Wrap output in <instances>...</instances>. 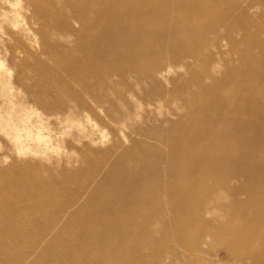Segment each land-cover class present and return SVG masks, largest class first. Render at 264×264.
<instances>
[{
	"label": "rangeland",
	"instance_id": "obj_1",
	"mask_svg": "<svg viewBox=\"0 0 264 264\" xmlns=\"http://www.w3.org/2000/svg\"><path fill=\"white\" fill-rule=\"evenodd\" d=\"M89 1L0 0V264H264L254 182L200 158L264 93V0Z\"/></svg>",
	"mask_w": 264,
	"mask_h": 264
},
{
	"label": "bare ground",
	"instance_id": "obj_2",
	"mask_svg": "<svg viewBox=\"0 0 264 264\" xmlns=\"http://www.w3.org/2000/svg\"><path fill=\"white\" fill-rule=\"evenodd\" d=\"M34 1V0H33ZM52 1H54V0H52ZM80 1V0H79ZM91 1V0H90ZM89 1V2H90ZM92 1H95V0H92ZM104 2H105V0H103ZM123 1V0H122ZM59 2V1H58ZM72 2H73V0H72ZM78 2V1H77ZM87 2V4H88V1H86ZM96 3H94L95 5H96V10H97V2L98 1H95ZM121 2V1H120ZM60 3V2H59ZM71 3V2H70ZM78 3H80V2H78ZM93 3L91 2V4L90 5H92V7L94 8V6H93ZM124 2H122V4H123ZM55 4V3H54ZM61 4V3H60ZM73 4V3H72ZM101 4H103V3H101ZM105 4V3H104ZM62 5V4H61ZM76 5V4H75ZM86 5V4H85ZM90 5H88L90 8H91V6ZM120 5V4H119ZM81 6V5H80ZM99 6H100V4H99ZM1 7V6H0ZM63 7V6H62ZM74 7V6H73ZM77 7V5L75 6V8ZM82 7V6H81ZM60 8V7H59ZM83 8H84V5H83ZM87 8L88 7H86V11H87ZM93 8H91L92 9V12L95 10V9H93ZM1 9V8H0ZM7 10V9H6ZM79 10V9H78ZM85 10V9H84ZM142 10V9H141ZM5 11V10H4ZM76 11V10H75ZM89 11V10H88ZM87 11V13H88V15L87 16H89L90 17V15L89 14H91L90 12H88ZM91 11V10H90ZM59 12H61L60 10H59ZM66 12H67V10H66ZM83 12V11H82ZM96 12V11H95ZM62 13V12H61ZM65 13V12H64ZM63 13V14H64ZM93 14V13H92ZM66 15V14H65ZM71 15V14H70ZM74 15V14H73ZM83 15V14H82ZM112 15V14H111ZM121 15V14H120ZM75 16V15H74ZM79 16V15H78ZM60 17V16H59ZM88 17V18H89ZM121 17H123V16H121ZM120 17V18H121ZM80 19H81V17H79ZM84 18L86 19V17L84 16ZM110 19H111V16L109 17ZM109 18H107L106 20H109ZM117 18V17H116ZM135 18V17H134ZM133 18V19H134ZM83 19V18H82ZM122 19V18H121ZM123 19H125L126 20V18L124 17ZM131 19V20H130ZM129 19V24L130 25H132L133 24V22L132 23H130V21H132V18H130ZM84 20V19H83ZM87 20V19H86ZM113 20V19H112ZM124 20V21H125ZM159 20V19H158ZM80 21V20H79ZM85 21V20H84ZM89 20H87V22H88ZM95 22H98L97 20H94ZM115 21V20H114ZM123 20H121V22H122ZM150 21V20H149ZM87 22H84V23H87ZM111 22H113V21H111ZM117 22V21H116ZM120 22V23H121ZM126 22L128 23V21L126 20ZM53 23V22H52ZM89 23H92V22H89ZM89 23H87V24H89ZM99 23V22H98ZM93 24V23H92ZM124 25H126L127 26V24H124ZM87 27H88V25H86ZM93 26V25H92ZM97 26V25H96ZM104 26H106V25H104ZM101 26H99L98 28H100ZM107 27H109V24H108V26H106V28H105V30L107 29ZM122 27H124V26H122ZM84 28H85V25H84ZM90 28V27H89ZM98 28H96V29H98ZM111 28V27H110ZM126 27H124V30H127V28L125 29ZM51 29V28H50ZM53 29V28H52ZM51 29V30H52ZM86 29V28H85ZM96 29H94L93 31L95 32V33H97V31H96ZM102 29V28H101ZM104 29V28H103ZM109 29V28H108ZM90 30V29H89ZM123 29H121V31L120 32H122V31H124ZM50 31V30H49ZM49 31H48V29H47V32L49 33ZM91 31V30H90ZM102 31V30H101ZM104 31V30H103ZM102 31V32H103ZM108 31V30H107ZM52 32V31H51ZM108 32H110V31H108ZM46 35H45V37H47L48 38V33H46V30H45V32H44ZM91 33V32H90ZM50 34V33H49ZM56 35H57V33H55ZM68 34V33H67ZM81 34V33H80ZM91 34H93L94 35V33L92 32ZM107 34H109V33H107ZM107 34L105 35V36H107ZM113 33H111V38H112V36L113 37H115L116 38V36H115V34L114 35H112ZM53 35V34H52ZM66 35V34H65ZM71 35V34H70ZM77 35H79V34H77ZM77 35H76V37H77ZM84 35V34H83ZM82 35V36H83ZM101 36H102V34H100ZM104 35V34H103ZM110 35V34H109ZM127 35V34H126ZM125 35V36H126ZM59 36V35H58ZM120 36L121 35H118V37L120 38ZM91 37V36H90ZM90 37H88L87 39L90 41L91 39H93L92 37H91V39H90ZM96 36H94V38H95ZM100 37V36H99ZM99 37H97V38H99ZM104 37V36H103ZM110 37L109 36H107V38L111 41H109V44H108V42H107V45H110V43H112V40H113V38H112V40L110 39ZM123 38H124V36H122ZM50 38V37H49ZM60 38V37H59ZM79 38H80V40H81V37H80V35H79ZM78 37H77V40L79 39ZM102 38V37H101ZM105 38V37H104ZM106 38V39H107ZM126 38H128V35L126 36ZM51 39V38H50ZM105 39V42L107 41ZM118 41H119V39L118 38H116ZM129 39V38H128ZM47 40V39H46ZM86 40V39H85ZM99 40V39H98ZM49 41V40H48ZM48 41L46 42V43H48ZM102 41V40H101ZM129 41V40H128ZM51 41H49V43H50ZM54 42V41H53ZM105 42H100V43H105ZM114 42H115V40H114ZM93 44H94V42H92ZM54 45V44H53ZM97 45L99 46V44L97 43ZM105 45V44H104ZM103 45V46H104ZM66 46H67V44H66ZM102 46V44L100 45V47ZM102 46V48H104ZM106 46V45H105ZM115 46V45H114ZM64 47V45L62 46V48ZM69 47V45L67 46V48ZM92 47V46H91ZM110 47H111V45H110ZM58 48H60L59 46H58ZM96 48H98V47H96ZM102 48H101V50H102ZM107 48V47H106ZM106 48H104V49H106ZM117 48H119L120 49V47L118 46ZM116 48V49H117ZM76 49V48H75ZM111 49H113V46H112V48ZM111 49L109 50V51H111ZM115 49V51H117ZM65 50V49H64ZM70 50V49H69ZM71 51V50H70ZM69 51V52H70ZM105 51V50H104ZM120 51V50H119ZM88 52H90V48H89V50H88ZM93 52L94 51H92V53H91V55L90 56H92V57H95L94 55H93ZM71 53H73L72 51H71ZM87 53V52H86ZM101 53H103V51L101 52ZM247 53L248 52H246V55L244 56V58H246V61H247V56L248 57H250V54L249 55H247ZM94 54H95V52H94ZM104 54V53H103ZM107 54V53H106ZM106 54H104V55H106ZM110 55H111V53H109ZM112 54H113V52H112ZM116 54V53H115ZM65 55V57L67 58V56L66 55H68V54H64ZM71 56H73L72 54H70ZM76 55H77V52H76ZM96 55V54H95ZM101 55V54H100ZM100 55H97L96 57H98V56H100ZM70 56V57H71ZM102 56V55H101ZM100 56V57H101ZM68 57H69V55H68ZM69 57V58H70ZM74 57V56H73ZM76 57V56H75ZM92 57H90V59L92 58ZM95 57V58H96ZM108 57V56H107ZM113 57H115V56H113ZM72 58V57H71ZM70 58V59H71ZM108 58H110V57H108ZM73 59V58H72ZM93 59V58H92ZM249 59H251V58H249ZM85 60V59H84ZM84 60H82L83 62H85ZM98 60H99V57H98ZM75 61V60H74ZM79 61V60H78ZM249 61V60H248ZM69 62H72V61H69ZM80 62H81V60H80ZM93 62L94 63H96V61L95 60H93ZM92 62V63H93ZM77 63H79V62H77ZM91 63V60H90V64L91 65H93ZM98 63V62H97ZM70 64H73V63H70ZM69 64V65H70ZM76 64V62L74 63V67L76 66L75 65ZM80 64V63H79ZM97 65V64H96ZM257 65H258V62H256V63H254V67L253 68H255V70H253V72L254 73H258V72H260L259 70H257L256 69V67H257ZM79 66V65H78ZM73 67V66H72ZM73 67V68H74ZM82 67L84 68V66H83V63H82ZM88 67V66H87ZM89 67H90V65H89ZM92 67V66H91ZM70 68H71V65H70ZM76 68V67H75ZM74 68V69H75ZM93 68H95L94 67V65H93ZM69 69V68H68ZM79 69H80V67H79ZM73 70V69H72ZM75 70H78L77 68L75 69ZM81 70V69H80ZM93 71V70H92ZM64 72V71H63ZM89 72V71H88ZM69 74V73H68ZM53 75V74H52ZM75 75H77V74H75ZM75 75H73V74H71V75H69L70 77H74V79L76 80V78H75ZM61 78V77H60ZM65 79V78H64ZM48 80V79H47ZM60 80V82H62L63 80L62 79H59ZM80 80V79H79ZM45 81V80H44ZM107 81V80H106ZM83 82V81H82ZM86 82V81H85ZM76 83H78V82H76ZM78 84H80V83H78ZM81 85V84H80ZM82 86L84 87V84H82ZM52 87V86H51ZM57 87V86H56ZM85 88V87H84ZM256 88V87H255ZM42 89V88H41ZM248 88H247V85H244V83L242 82V96L241 95H239L240 97H242V105L240 106L239 105V107H240V112H239V117L238 118H234V119H237V121L235 122V121H233V122H225L224 124H223V122H222V125H221V123H220V125L221 126H219V125H208V126H202L201 128V134L203 135V137H204V139L206 140V141H204L205 142V147L204 148H202L201 149V151H200V158L202 159V161L203 162H205V165H207V167L209 168V169H211V171H212V174H217V173H213V171H216V172H219L220 170H223V169H226V171H230L231 170V168H232V166L233 165H235V164H241L242 163V169H241V171H242V179H244V181L245 180H247V182H248V180H250V181H252V182H254V185H252V186H254V188H253V190H254V193L255 194H257V195H259V197L261 198V200L259 201V203L256 205V206H254V209L252 208V210L254 211L253 213H255V218H253L252 216V218L254 219L253 220V224H251V225H249V223L246 225H244V224H242V230H245V234H246V236H247V238H249L250 240L249 241H251V239L252 240H254V239H256L257 238V240L259 239V240H261V241H263V243H264V109H263V107H264V93L263 94H258V93H256V92H258V91H254V90H250V87H249V90H247ZM214 91V90H213ZM216 91V90H215ZM211 93V92H210ZM209 93V94H210ZM215 94L217 93V92H214ZM208 94V95H209ZM212 94H213V92H212ZM218 94V93H217ZM216 94V95H217ZM212 96V98H211V100L214 98V96L213 95H211ZM204 97V96H203ZM209 97V96H208ZM228 97H230L229 95H228ZM246 97H248L247 98V101H246ZM200 98V97H199ZM231 98V97H230ZM229 98V99H230ZM100 99V98H99ZM215 99V98H214ZM217 99H218V96H217ZM229 99H228V101H229ZM207 101L206 102H204V103H208L210 100L209 99H206ZM194 101V100H193ZM214 101V100H213ZM211 102V104L213 103L212 101H210ZM210 102L207 104V106L209 107H207V109H210ZM246 102V103H245ZM194 103H196V102H194ZM216 103H217V101H216ZM226 104H228L227 103V101L225 102ZM247 103H249V105H247ZM218 104V103H217ZM199 105V104H198ZM206 106V105H205ZM223 106V105H222ZM222 106H221V108H222ZM216 107L218 108V105L216 106V104H215V107L214 108H212V106H211V108H212V111L213 112H211V113H214V112H216L217 111V109H216ZM220 108H218V110H219ZM221 110H219L218 112H220ZM67 116V115H66ZM241 117H242V123H240V120H241ZM227 119V118H226ZM232 119V118H231ZM231 119H229L228 118V120L227 121H232ZM201 120V119H200ZM200 120L199 121H197L196 122V126H198V125H200V124H202L203 123V121L201 120V122H200ZM223 121V120H222ZM238 122V123H237ZM219 126V128L217 129V130H219L220 132L219 133H216V132H218V131H216L215 132V129L217 128ZM239 128H242V138H239V139H242V140H239L238 139V136H239V134H238V130H240ZM193 133H195V131H193ZM193 133L191 132L190 134H189V136L187 135L186 137H188V140L190 141H188V140H186V139H184L183 141H182V148H183V146H184V143H185V141H186V146L187 147H189V148H191V147H193V145H194V143H197L196 142V140H194V138H193ZM238 134V135H237ZM196 137V136H195ZM237 140H239V141H242V162H241V160L240 159H237V157L236 156H238V154H234V144H236V142H238V144L239 143H241V142H239V141H237ZM45 141V140H44ZM177 141V140H176ZM40 142V141H39ZM237 149V148H236ZM205 150V151H204ZM179 152V151H178ZM219 155L220 156H222L223 158H220L219 157ZM173 156V155H172ZM240 156H238V158H239ZM181 159V158H180ZM181 161V160H180ZM177 162V161H176ZM150 163V162H149ZM182 163V162H181ZM151 164V163H150ZM150 164H148V165H150ZM131 167V166H130ZM240 167V166H239ZM240 170V169H239ZM237 172V171H236ZM211 173V172H210ZM220 173V172H219ZM223 173V172H222ZM140 174V173H139ZM223 175H225V174H223ZM228 175V174H227ZM226 175V176H227ZM238 176H240V175H238ZM120 177V176H119ZM222 177V176H221ZM213 178V177H212ZM39 179V178H38ZM126 179V178H125ZM219 180V179H218ZM224 180V179H223ZM42 181V180H41ZM31 182V181H30ZM46 182V181H45ZM53 182V181H52ZM110 182V181H109ZM51 183V182H50ZM53 183H55V182H53ZM134 183V182H133ZM219 183V182H218ZM251 182H249V185H251L250 184ZM30 188V187H29ZM34 188V187H33ZM32 189V188H31ZM135 191V190H134ZM137 191V190H136ZM132 193H133V191H132ZM134 194H135V192H134ZM137 194V193H136ZM111 195H114V194H111ZM110 195V196H111ZM125 195V194H124ZM198 195V194H197ZM114 196H116V195H114ZM127 196V195H126ZM194 206V205H193ZM197 206V205H196ZM195 206V207H196ZM198 207V206H197ZM196 207V208H197ZM244 207V206H243ZM241 205L239 206V207H237L236 209H234L233 210V215H234V217L236 218V219H234L232 222H235L234 224H236V225H240L241 223H242V221H244V220H242V219H244V218H242V217H244L243 215H244V213H246L247 214V212H245V210H246V207L243 209V211L244 212H242V208H243ZM248 210V209H247ZM246 210V211H247ZM251 214V213H250ZM194 215H195V213H194ZM232 215V214H231ZM232 215V216H233ZM252 215V214H251ZM247 216H248V214H247ZM250 216V215H249ZM246 217V216H245ZM247 218V217H246ZM247 220H248V218H247ZM246 220V221H247ZM248 221H250V220H248ZM252 221V220H251ZM237 222V223H236ZM239 222H241V223H239ZM124 223V222H123ZM230 223V222H229ZM231 225V224H230ZM107 229V228H106ZM123 233V232H122ZM125 234V233H124ZM120 236V235H119ZM90 238V237H89ZM116 239V238H115ZM245 242H248V241H245ZM250 243H252V242H250ZM249 243V244H250ZM87 245V244H86ZM252 245V244H251ZM264 245V244H263ZM111 246V245H110ZM249 246V245H248ZM235 247H238V246H235ZM236 249V248H235ZM240 249V248H239ZM236 251V250H235ZM239 251V250H238ZM259 251V250H258ZM237 252V251H236ZM240 252H242V251H239V253ZM238 253V252H237Z\"/></svg>",
	"mask_w": 264,
	"mask_h": 264
}]
</instances>
